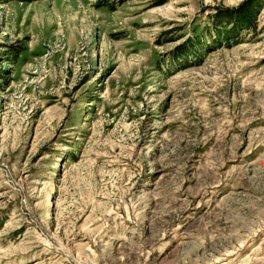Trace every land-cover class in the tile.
<instances>
[{"label":"rangeland","instance_id":"rangeland-1","mask_svg":"<svg viewBox=\"0 0 264 264\" xmlns=\"http://www.w3.org/2000/svg\"><path fill=\"white\" fill-rule=\"evenodd\" d=\"M0 264H264V0H0Z\"/></svg>","mask_w":264,"mask_h":264}]
</instances>
